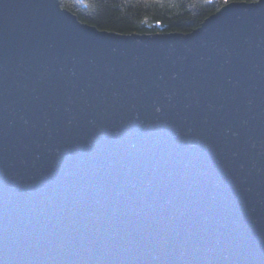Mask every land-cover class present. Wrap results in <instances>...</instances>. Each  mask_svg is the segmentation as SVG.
Wrapping results in <instances>:
<instances>
[{
  "label": "water",
  "instance_id": "1",
  "mask_svg": "<svg viewBox=\"0 0 264 264\" xmlns=\"http://www.w3.org/2000/svg\"><path fill=\"white\" fill-rule=\"evenodd\" d=\"M0 264H264V0L142 35L0 0Z\"/></svg>",
  "mask_w": 264,
  "mask_h": 264
},
{
  "label": "trees",
  "instance_id": "2",
  "mask_svg": "<svg viewBox=\"0 0 264 264\" xmlns=\"http://www.w3.org/2000/svg\"><path fill=\"white\" fill-rule=\"evenodd\" d=\"M61 8L99 31L188 34L222 7L250 0H58Z\"/></svg>",
  "mask_w": 264,
  "mask_h": 264
},
{
  "label": "snow or ice",
  "instance_id": "3",
  "mask_svg": "<svg viewBox=\"0 0 264 264\" xmlns=\"http://www.w3.org/2000/svg\"><path fill=\"white\" fill-rule=\"evenodd\" d=\"M250 2H252V3H259L260 0H250Z\"/></svg>",
  "mask_w": 264,
  "mask_h": 264
}]
</instances>
